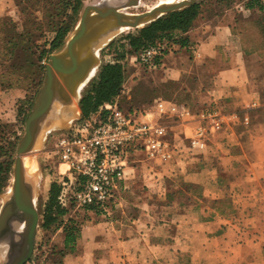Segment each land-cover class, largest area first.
<instances>
[{
    "label": "crops",
    "instance_id": "1",
    "mask_svg": "<svg viewBox=\"0 0 264 264\" xmlns=\"http://www.w3.org/2000/svg\"><path fill=\"white\" fill-rule=\"evenodd\" d=\"M0 2L6 11L8 0ZM247 12L239 3L221 15L201 13L188 32L171 33L182 42L162 64L167 73L196 71L188 98L204 107L199 112L217 111L222 129L178 163L137 153L111 214L67 211L51 236L62 264H264V39ZM172 120L165 124L182 145L187 128ZM73 224L75 242L67 240Z\"/></svg>",
    "mask_w": 264,
    "mask_h": 264
},
{
    "label": "rangeland",
    "instance_id": "2",
    "mask_svg": "<svg viewBox=\"0 0 264 264\" xmlns=\"http://www.w3.org/2000/svg\"><path fill=\"white\" fill-rule=\"evenodd\" d=\"M103 1L106 0H83V5L76 17V23H74L72 31L78 24L85 6ZM109 1L123 3L127 0ZM177 1L141 0L140 5L130 7L127 11L129 13H143L157 5ZM200 2H202V14L209 16L211 14L221 15L229 8L236 10L239 0L233 1V3L230 0H222L221 2L200 0ZM64 3L65 0H8L7 10L5 11V2H0V7H2L0 11V157L5 159L6 156L15 151L11 178L0 193V211L4 199L13 185V168L20 140L25 133L26 120L44 85L49 58L46 56L41 57L43 48L49 47L48 43L55 36V30L63 21H66V15L69 13L68 7L66 9ZM243 15L240 14V18L244 19ZM245 15L250 17V21L260 26L261 33L259 30L258 35L262 39L264 35V12L252 10V12H247ZM261 26H263V30ZM144 27L119 31L99 50L100 65L82 90L80 102L77 103L79 107L88 89L98 79L102 67L113 61L110 55L122 54L124 55L123 61L125 62L127 80L117 100L124 112L143 114L153 108L155 100L158 98L185 103L189 105L194 113H199L204 108L202 105L190 102V98H188L186 85L192 84L191 79H194L196 71L190 70L189 67L188 72L183 75L177 72L174 73V71L167 73L162 65L156 70H150L139 66L138 63L132 60L131 53L124 46L126 37L137 35L140 29ZM71 32L65 39L63 47ZM62 48L53 54L58 53ZM254 53L255 51H249V54ZM262 57L261 63L264 67V55ZM185 60L187 63L188 60ZM79 117L82 118V111ZM167 120L171 121L172 119L166 118L164 123ZM77 122L78 120H75L74 123ZM182 124L187 129H183L180 134L182 133L183 136L184 134L188 135L190 122H182ZM59 127L49 129L41 145L25 156L28 170L35 175L37 180L36 206L40 214V223L32 257L36 264H62L63 261L61 253L51 244L52 229L46 230L43 228L44 211L49 204L51 186L54 183L59 184L62 178L59 172L60 161L53 152L56 139L66 131V129ZM184 149L187 152L168 162L150 160L144 154L141 155L140 159L146 158L149 161L159 162L160 165L166 166L172 162L178 163L180 160H184L186 155H192L186 146H184ZM67 169V165L62 166L63 172ZM173 181V179H170L168 182L171 189L174 188L175 182Z\"/></svg>",
    "mask_w": 264,
    "mask_h": 264
},
{
    "label": "built area",
    "instance_id": "3",
    "mask_svg": "<svg viewBox=\"0 0 264 264\" xmlns=\"http://www.w3.org/2000/svg\"><path fill=\"white\" fill-rule=\"evenodd\" d=\"M161 49L156 44L131 57L139 66L156 70L166 57ZM110 58V63L119 62L116 55ZM166 118L190 122L189 133L182 139L184 144L172 139L164 123ZM245 123H249L248 117ZM222 127L217 111L194 113L189 105L172 99L158 98L151 110L140 115L124 112L117 99L107 103L89 118H80L56 139L53 152L60 161L62 176L58 203L68 210L95 207L109 215L117 191L127 178L129 161L137 153L160 162L175 160L187 152L184 146L192 155L201 153L210 136ZM63 165L68 166L64 172ZM31 263L36 264L34 258L28 264Z\"/></svg>",
    "mask_w": 264,
    "mask_h": 264
},
{
    "label": "water",
    "instance_id": "4",
    "mask_svg": "<svg viewBox=\"0 0 264 264\" xmlns=\"http://www.w3.org/2000/svg\"><path fill=\"white\" fill-rule=\"evenodd\" d=\"M199 2L178 0L143 13L127 11L140 5L141 0H106L83 8L65 46L51 55L44 85L26 120L13 168V185L0 211V264H28L33 257L40 214L36 206L37 180L29 172L25 156L41 145L49 129H69L80 119V107H73L74 99L80 102L90 73L96 65L99 67V50L107 44L105 40L123 29L144 27ZM65 110H69L68 116H64Z\"/></svg>",
    "mask_w": 264,
    "mask_h": 264
},
{
    "label": "trees",
    "instance_id": "5",
    "mask_svg": "<svg viewBox=\"0 0 264 264\" xmlns=\"http://www.w3.org/2000/svg\"><path fill=\"white\" fill-rule=\"evenodd\" d=\"M216 1L221 2L222 0H215V2ZM233 1L235 2L236 0H230L232 3ZM239 3H244L246 10L248 11L258 10L261 13L264 12V0H239L237 5ZM64 4H66V9L68 7L69 10V13L66 15V21H63L62 24L57 27L55 30V36L49 41V47L46 46L43 48L41 57L46 56L50 59L55 51L63 47L65 39L72 31L74 23H76V17L83 5V0H65ZM201 4L202 2H199L194 6L164 15L158 20L140 29L137 35L127 36L124 44L126 50L131 53V56H137L144 49L160 44L162 46V52L166 55L169 54L174 50L173 44L179 43L181 40H173L171 33L175 31L188 32L192 28L195 20L202 13ZM261 27L263 30V26ZM262 38L264 39V35ZM193 49L194 46H191L189 50ZM116 57L119 62L105 64L99 73L98 79L94 81L81 100L80 108L82 111V119L89 118L92 114L98 112L105 104L114 102L122 93L127 80L125 63H121L124 59V55L117 54ZM14 153L6 156L5 159L0 157V193L11 178ZM60 191L61 186L59 184H52L49 193V204L44 211L43 228L46 230L52 229L55 225H60L62 216L69 211L68 209L60 207L58 203ZM88 208L96 209L95 207ZM70 228L69 232L67 231V240L69 238L70 241L75 242L76 235L80 230L79 226L73 224Z\"/></svg>",
    "mask_w": 264,
    "mask_h": 264
},
{
    "label": "bare ground",
    "instance_id": "6",
    "mask_svg": "<svg viewBox=\"0 0 264 264\" xmlns=\"http://www.w3.org/2000/svg\"><path fill=\"white\" fill-rule=\"evenodd\" d=\"M172 3H174V2H172ZM109 38L105 40L104 44H106L109 41ZM97 67L98 66L96 65L95 68L93 69V71L90 73L89 78L94 75V73L96 72ZM77 103H78V98L74 99L73 107H78ZM63 114H64V116H68L70 114L69 110H65Z\"/></svg>",
    "mask_w": 264,
    "mask_h": 264
}]
</instances>
